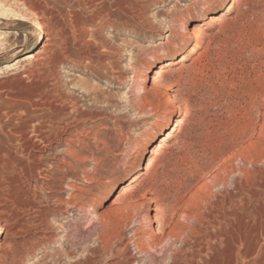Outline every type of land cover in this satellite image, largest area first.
Here are the masks:
<instances>
[{"label":"rangeland","instance_id":"374dc122","mask_svg":"<svg viewBox=\"0 0 264 264\" xmlns=\"http://www.w3.org/2000/svg\"><path fill=\"white\" fill-rule=\"evenodd\" d=\"M1 1L13 4V10L24 9L29 17L26 21L0 19V36L5 41L4 45L0 43V146L5 151L2 163L8 167L5 175L9 177L8 181L0 178V238L23 242L25 236H33L42 227L30 222L31 230L12 234L26 228L24 224L39 214L35 208L28 211L30 214L23 210L27 199L40 208L48 207L50 223L46 232L56 236L53 241L43 239L26 254L22 264H67L77 260L78 256L68 257L64 250H83L79 244L88 235L91 238V232L77 240L69 236L68 240H75L72 244L76 242L79 248L67 243L66 237L71 235L68 226L76 221L78 213L76 205L85 206L89 213L84 226L92 212L99 216L111 212L107 217L114 219L119 200L128 201L141 188L140 181L147 170L166 178V174L178 169L175 172L179 179L196 186L227 162L237 165V157L253 138L259 145L257 152L264 155V136L257 133L264 127V111L260 109L264 107V0H235L234 8L228 12L225 0H141L146 6L147 23L133 22L136 27L120 21L106 24L101 19L98 12L105 13L104 6L121 0H97L90 8L83 1L36 0L48 6L46 23L42 16L29 13L21 2ZM205 11L209 15L223 11L226 14L218 23L203 28L202 45L191 51L194 40L190 39V32L203 20ZM40 24L44 25L43 31ZM44 31L54 33L53 51L49 52L47 63L54 70L41 66V73L29 77V73H35L37 60L24 57L47 46L48 35ZM182 53H188L187 59L161 76L165 83L182 76V82L171 87L167 95L156 98V105L146 106V113L134 111L125 94L132 82L150 88L161 63L174 56L179 58ZM61 56L62 63L57 61ZM135 72L140 76H135ZM145 76H149V81H142ZM169 99L177 100L179 105L173 137L157 155L148 151L142 161L143 148H154L169 129ZM35 125L43 132L54 133V138L57 134L58 141L47 147L43 158L35 157V150L28 154L25 147V130L28 137L38 138ZM73 148L76 157L71 154ZM6 162H11V166ZM259 163L260 173L251 179L243 178V184L257 205L253 203L263 211L264 160ZM140 165L134 187L123 191ZM191 166L197 169L194 171ZM204 167L211 168L196 180ZM70 170L77 172V178L63 179ZM160 190L168 194L165 181ZM25 192L30 196L23 195ZM63 203L67 204L63 207ZM119 246L117 250L123 245ZM132 253L139 255L134 248ZM86 254L84 251L79 257ZM138 259H134L135 264H139Z\"/></svg>","mask_w":264,"mask_h":264},{"label":"bare ground","instance_id":"6f19581e","mask_svg":"<svg viewBox=\"0 0 264 264\" xmlns=\"http://www.w3.org/2000/svg\"><path fill=\"white\" fill-rule=\"evenodd\" d=\"M15 1L21 2V4L26 7L29 13L42 16L45 20V23L46 21H49L48 16L46 15V9L48 6H43L41 2L36 0ZM75 1H83L85 5H88L90 8L94 6V3H96L95 1L97 0ZM102 1L108 2L109 0ZM46 2L48 3V1ZM226 2H228L226 9L228 12L230 9L234 8L236 1L225 0V3ZM21 4L19 5L21 6ZM12 5L4 4L0 0V19H4L6 21H26L27 17L29 16L26 12H23L24 9L22 12L16 11L17 8L13 10L14 8H12ZM145 7L146 6L141 4V0H121L115 4H111L109 2L108 5L104 6L105 13H102L101 11L98 13H100V15L102 14L101 19L105 20L103 22L106 24H115L120 21L119 23L134 25L135 23L133 22L139 21L141 25H146L147 21L145 17ZM99 10L102 9L99 8ZM225 14L226 12L224 11L211 15L207 14L206 11L204 12L203 20L197 22L193 26V30L190 32L189 37L190 39L194 40V43L191 46V51L202 45L203 28L208 25L218 23L221 17ZM51 15H53V13ZM129 17H131V19ZM51 19L52 18H50V20ZM44 25L40 24L41 31H43ZM184 27H188L187 22L184 24ZM49 32L50 33L44 31V33H47L48 35L46 38L47 42L45 43L47 46L43 47L39 51H36V53H29L24 57V60H37L38 66L35 68V73H29V75L26 74L29 77L34 78V76L36 77L39 73H41V66L43 68L45 67L47 70H51L53 68V66L50 68L47 66V63L50 62L48 60L50 55L48 54L49 52L53 51L52 46L54 45V33L53 31ZM4 42L5 41H3L2 36H0V43L4 45ZM10 48L12 49V47ZM10 48L8 47V49ZM39 52L44 54V56L38 55L37 53ZM187 55L188 53H182L180 54L179 58H175L174 56L165 62H162L159 69L154 72L157 76L154 77V85L150 88H147L144 83H139L137 86V83L135 84L134 82H132L131 85L129 84V91L125 93L126 98L129 101V106H131L134 111L139 112L140 114L146 113V106H153L154 101L157 100L156 98L165 93L167 95L171 87L176 84H180L183 79L182 76H179L176 81L173 80L174 82L168 83H165L161 76L164 73L171 72L172 67L177 63H182L185 61L187 59ZM67 57L68 56L65 55V58ZM63 60L64 56H61L57 61L62 63ZM57 61L55 64H59ZM135 76L140 75L135 72ZM133 79V81L137 80L135 77ZM142 81H149V76L142 77ZM132 92H135L136 94L133 95ZM44 96L45 100H47L49 93L46 92ZM169 101H171V108L169 111V117L166 121V126L169 127V129L164 134V138H161L159 143L154 148L149 149L147 146L143 148V151L141 152L142 161L145 159L148 151L157 155L163 148L166 147V142L173 137V132L176 130L175 121L176 115L179 112V105L177 100L169 99ZM74 106H76V104ZM260 109L264 111V107L261 106ZM34 127L38 138L37 140H33L32 137H28V131L25 130V147L29 149L28 154H30L31 150H35V152L33 151L34 156L43 158L42 154L47 151V147H51L54 140L58 141L56 139L57 134L54 138V133L48 134L47 132H43L41 129L37 128L36 125ZM66 127L69 126L67 125ZM53 128H55V126ZM57 130L60 131V129ZM257 133L258 136H264V127H261ZM61 138L62 136H60L58 139L60 140ZM247 144L249 146L247 148L243 147L242 151L237 157V165H234L232 162H227L217 171L213 172L210 176L203 178L196 186L185 182L183 179H179L180 176L177 174L178 172H175L176 170L178 171L176 168L175 171L172 170L168 174L165 173L166 178L165 176L163 177L161 175L162 173L160 174L157 173V171L150 172L147 170L146 177L140 181L141 188H135V192L130 196L128 201L125 200V202L123 200H119L121 202L119 203L118 207L116 206L114 209V219L107 217L108 215L110 216L111 212L107 214V216L105 215L106 213L99 216V214L97 215L92 212L89 223L87 226H84L83 222L87 219V215L89 213L86 212L87 208L85 206L76 205V209H78L77 217L75 218L76 221L72 222L70 226H68V228L71 229V235L66 237V241H68L67 243L71 242L72 244V242L77 240L79 236H81L82 239L84 233L87 236L86 232H91V238H88V236H90L88 235L87 238L85 237L84 240H81L79 247H84L85 250L83 249L79 250L77 253H73L67 251L65 248L64 251L66 256L71 258L78 256V259L73 263L67 262L69 264H135L134 259L139 258V264H264V209L261 211L257 208V203L254 200L253 201L256 203V205L253 203L249 191L246 190L245 185L243 184V178L251 179L253 176H256L260 173L258 170V163L259 161L263 162L264 155L257 152L258 150L256 149V145L258 143L256 144L254 138L251 139ZM4 152L5 151L0 146V178L4 179V181H8L9 177L5 175V172L7 171L6 169L8 167L2 163L3 157L5 155ZM71 154L75 156L74 148ZM11 162H6L5 164L9 165L10 167ZM189 163L191 165V162ZM250 165H253V167L251 168ZM70 166H68V168ZM141 167L142 166L140 165L138 170L131 177L129 183L123 187V191H128V189L134 187L133 181L137 178L138 171L141 170ZM207 168L208 167H204L202 170H200L195 179L197 180L198 178H202L206 171H208L211 167L209 169ZM195 169H197V167L194 168V171ZM73 170H75V168H73ZM73 170H70L66 177L63 176V179H76L77 172ZM47 175L49 176V174ZM57 177L55 178L57 179ZM60 178L62 177L60 176ZM162 178H164V180H161ZM163 181H165V184L167 185V195L163 194V192L160 190ZM57 185L55 186L57 187ZM261 185H263V183H261L260 186ZM1 186L5 187L4 184ZM228 186H230V188H228ZM23 195L28 197L29 194L28 192H25ZM3 198L5 199V197ZM9 198L11 197L9 196L8 199ZM262 200L264 201V199ZM25 202H27V204L25 206L23 205L24 207L22 206L23 210L28 213V211H30L32 208H35L39 212L37 215L38 217H33L31 214L32 219H30L26 224L23 223L25 225L24 227L26 228L16 229L12 234H16L18 232H28L32 228V226L29 225L30 222L36 225H42V227L40 226L39 229L36 228L38 229V232H35L33 236H25L23 238V242L19 239H7L6 236L2 239L0 238V264H22L26 254L31 253L34 247H38L43 239H49L53 241L56 237L55 234H48L46 232L49 228L47 225L50 223L48 207H46L47 209L40 208V205L35 204L36 202L34 201L28 202V199L25 200ZM38 202L42 203V199H38ZM66 204L67 203H63V207ZM30 212L28 214H30ZM2 233L3 227L0 226V235ZM69 236H71V239L73 237L75 240H68ZM91 241H94L93 245H90ZM72 245H76V242H74ZM119 245L123 246L120 250H117L116 248H118ZM133 248L139 254L138 257L132 253ZM84 251L85 253L87 251V254L84 257H79V255Z\"/></svg>","mask_w":264,"mask_h":264}]
</instances>
